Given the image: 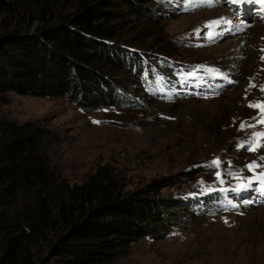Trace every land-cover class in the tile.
I'll return each instance as SVG.
<instances>
[{
  "label": "rangeland",
  "instance_id": "374dc122",
  "mask_svg": "<svg viewBox=\"0 0 264 264\" xmlns=\"http://www.w3.org/2000/svg\"><path fill=\"white\" fill-rule=\"evenodd\" d=\"M76 1L64 0L61 11L74 10ZM140 1L147 15L135 17L119 4L121 14L112 22L117 29L113 47L127 59L98 63L112 88L108 105H99V99L80 104L65 95L10 91L0 95V119L17 124L32 120L51 129L50 156L71 184L82 183L95 172L123 192L157 178L175 181L161 193L181 199L184 205L174 208L193 210L194 216L166 234L132 243L111 264H264V194L250 203L238 201L232 209L221 207L209 194L235 185L237 175H254L248 164L264 165L260 160L264 147L256 151L239 147L255 132H264L259 124L240 128L242 122L256 123L252 118L259 110L248 105L264 101V20L252 4L239 10L227 0L211 6H189L186 0ZM213 20L232 23L218 27L221 34L209 40L205 25ZM120 43L130 46L118 47ZM131 46L185 64L218 68L235 83L212 76L220 81L218 94L155 97L146 90L145 74L129 68L128 59L138 63L142 59ZM217 158L220 166L210 168ZM258 172H264V166Z\"/></svg>",
  "mask_w": 264,
  "mask_h": 264
},
{
  "label": "trees",
  "instance_id": "16d2710c",
  "mask_svg": "<svg viewBox=\"0 0 264 264\" xmlns=\"http://www.w3.org/2000/svg\"><path fill=\"white\" fill-rule=\"evenodd\" d=\"M63 1L0 0V95L108 105L112 88L98 63L126 56L114 48L116 7L135 17L147 15L146 7L140 0H77L63 13ZM131 47L142 59H128L129 68L146 75L145 54L157 51ZM52 140L51 129L36 121L0 119V264H111L132 243L194 216L174 208L184 205L181 199L161 193L175 182L168 177L130 192L98 172L69 183L50 156Z\"/></svg>",
  "mask_w": 264,
  "mask_h": 264
},
{
  "label": "snow or ice",
  "instance_id": "6c2138e0",
  "mask_svg": "<svg viewBox=\"0 0 264 264\" xmlns=\"http://www.w3.org/2000/svg\"><path fill=\"white\" fill-rule=\"evenodd\" d=\"M216 0H186L187 5L192 4H207L208 6H211ZM233 4H259L264 6V0H230ZM259 11L264 12V7H261ZM232 21L230 20H213L210 21L208 24L205 25L206 28L212 29L208 31L207 36L209 40H213L216 38V36L220 35L221 33L216 32L215 29L220 27L221 25H230ZM231 29H229L230 31ZM242 30V29H241ZM200 30H197V35H199ZM264 50V49H262ZM262 60H264V57H261ZM199 68L204 69V71L213 77H219L221 79H224L227 83H235V81H232L228 78V75L226 73H223L218 68H212V67H205L204 65L198 66ZM190 76H196V72H190L188 73ZM251 87H255L254 84L250 85ZM261 91H264V86H261ZM218 94V93H216ZM207 98V96H205ZM251 108H256L259 110L258 116L253 117L252 119L256 121L255 124H250L248 122H242L240 124L241 129H245L246 127H255L257 124L264 125V101H258V102H252L248 105ZM94 123H100L99 121H94ZM261 141H264V132H255L252 137L246 141L241 142L239 144V147L241 148H247L248 151H256L258 148L264 147V143H261ZM260 160L264 162V156L260 157ZM211 166L219 167L220 166V160L217 158L216 160L212 161ZM264 165L257 162H252L248 164L246 167L249 171L253 172L254 175L252 177H243L240 175H237L235 178L238 180L237 185L232 188L231 190L233 192H243L251 190L253 187V184H257L258 187L256 191H258L261 194H264V172L256 173V169L260 168ZM230 175L232 173H229ZM216 176L220 179V183H224V180L221 178V174L219 172L216 173ZM203 183V182H201ZM221 192L227 191L226 189H220ZM229 205L232 207H238V205L232 204L231 201L228 202ZM245 203H250V201H245ZM225 223H227V220H225Z\"/></svg>",
  "mask_w": 264,
  "mask_h": 264
},
{
  "label": "bare ground",
  "instance_id": "6f19581e",
  "mask_svg": "<svg viewBox=\"0 0 264 264\" xmlns=\"http://www.w3.org/2000/svg\"><path fill=\"white\" fill-rule=\"evenodd\" d=\"M258 27V26H257ZM260 30V29H259ZM261 30H263V29H261ZM220 32V31H219ZM260 31H258V33H259ZM262 33V32H261ZM260 34V33H259ZM264 37V36H263ZM242 41V40H241ZM244 41V40H243ZM259 41V40H258ZM236 42V41H235ZM239 43H240V41H238L237 43H236V46H235V48L236 47H238L239 46ZM258 43V42H257ZM229 46H230V44H228ZM264 46V45H263ZM231 47V46H230ZM257 47V46H256ZM260 47V46H259ZM240 49V48H239ZM236 51V50H235ZM249 58H250V56H249ZM252 60H253V58H251ZM250 62V61H249ZM252 62V61H251Z\"/></svg>",
  "mask_w": 264,
  "mask_h": 264
}]
</instances>
